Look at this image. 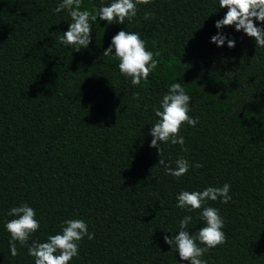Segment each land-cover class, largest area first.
Here are the masks:
<instances>
[{
  "label": "trees",
  "instance_id": "16d2710c",
  "mask_svg": "<svg viewBox=\"0 0 264 264\" xmlns=\"http://www.w3.org/2000/svg\"><path fill=\"white\" fill-rule=\"evenodd\" d=\"M59 0H0V264H33V240L83 219L82 238L68 264H179L164 242L179 219L199 209L176 207L181 189L230 185L227 203L208 201L224 219L223 244L202 257L207 264H264V48L225 26L232 48L209 37L226 8L218 0H141L126 24L93 22L87 49L61 45L70 22L53 13ZM99 0H82L92 11ZM154 15L147 20L145 12ZM255 22V21H254ZM137 31L158 63L137 85L103 55L119 30ZM179 80L192 101L178 135L181 145L149 147L153 105ZM137 93L138 95H134ZM201 167L166 175L163 158ZM22 202L35 209L39 228L9 252L4 222ZM205 205H202V207ZM183 264H187L184 261Z\"/></svg>",
  "mask_w": 264,
  "mask_h": 264
},
{
  "label": "clouds",
  "instance_id": "9594fccd",
  "mask_svg": "<svg viewBox=\"0 0 264 264\" xmlns=\"http://www.w3.org/2000/svg\"><path fill=\"white\" fill-rule=\"evenodd\" d=\"M82 0H59L53 13L65 11L70 18L67 28L62 35L57 37L61 45H69L73 50L87 49L92 41L93 22L104 21L107 24H126L131 22L137 15V7L141 0H99L98 5L89 11L80 7ZM146 2V0H145ZM219 8H226L224 15L213 22L217 30L209 37V42L217 47L235 46V39L223 31L225 26H232L234 31L242 32L244 35L253 38L255 47L264 48V0H218ZM154 14L145 12L143 18L147 20ZM255 21V22H254ZM130 29V28H129ZM111 54L112 59L117 61L116 67L120 75L130 78L132 85L146 81L157 66L156 56L146 47L144 39L137 31L116 32L110 40L103 55ZM134 95H138L134 93ZM190 101L192 97L188 94L182 83L177 80L167 85L166 91L160 96L157 105H153L152 112L155 117L154 123L148 130L151 136L149 147L155 148L157 153L161 151V145L165 142L174 145H181L184 151V137L178 135L181 125L186 122L189 126H195L198 117L189 115ZM158 164L163 166L166 175L180 177L184 175L189 167L199 168V163L190 162L184 157H177L174 167H170L166 161L159 157ZM230 185L224 183L220 187L208 185L200 190L181 189L175 194L176 207L190 213L199 209L198 217L203 221L198 230L190 232L189 225L193 219L191 215L185 214L179 219L177 229L165 231L174 233L165 235L164 242L174 247L179 257V264L187 261V264H207L203 259L209 249L223 244L225 233L223 231L224 219L219 210L208 205V201L227 203ZM202 205H205L202 207ZM12 217L4 222V229L9 233V252L16 255V244L18 241L24 244L29 236L39 228V221L36 218L35 209L27 202H22L11 207L7 213ZM87 237L93 238V233L88 231V226L83 219L70 218L61 222L60 230L49 234L45 240H33L27 249L29 256L33 257V264H68L78 255L79 241Z\"/></svg>",
  "mask_w": 264,
  "mask_h": 264
}]
</instances>
